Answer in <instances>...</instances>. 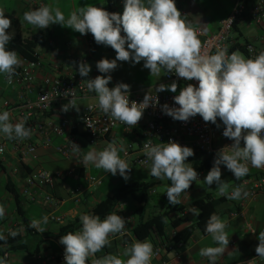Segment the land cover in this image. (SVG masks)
<instances>
[{
	"label": "clouds",
	"instance_id": "1",
	"mask_svg": "<svg viewBox=\"0 0 264 264\" xmlns=\"http://www.w3.org/2000/svg\"><path fill=\"white\" fill-rule=\"evenodd\" d=\"M23 20L37 29L59 24L81 35L91 33L98 45L110 46L116 52L115 59L102 58L97 62L96 67L102 74L114 71L118 67L117 61L133 64L143 61L144 68L149 69L151 75L160 77L164 70L186 81H198V86L189 83L174 96L179 107L164 104L162 110L174 120L183 122L199 115L205 122L217 124L219 118L225 126L223 136L234 142L217 152L214 166L204 178V183L208 186L215 183L218 193L229 200L248 196L243 185L236 186L229 193L230 185L221 179L220 165H225L238 181L249 173V164L254 168H264V51L255 58H245L238 50L229 55L225 46L218 48L215 54H209L203 48L197 30L182 18L175 0H124L122 14L88 4L72 11L67 19L58 7L41 5L26 11ZM11 25L12 20L0 8V74L5 75L9 84L22 63L16 51L6 48L14 36V32L8 31ZM78 71L81 77H88L91 67L81 61ZM111 80V75H98L84 81L87 90L96 93L98 107L106 115L133 128L142 119L144 110L158 101L153 102L146 94L141 103L130 102V85L121 82L109 88ZM177 87L175 81L169 85L161 83L155 91L176 93ZM68 95L71 94L65 96ZM71 97L62 106V111L79 110L74 96ZM0 133L10 140L22 141L31 136L32 130L25 126L24 120L13 124L10 113L3 111L0 113ZM72 150L79 153L81 149L72 143ZM144 150L152 162L149 174L159 180L171 181L166 190L168 201L171 205L180 204L181 194L187 193L192 182L198 179L195 168L186 163L194 155L193 149L170 140L156 145L148 141ZM122 151H125L123 144L118 147L113 140L103 150H89L83 156L82 164H93L113 176L119 173L127 181L131 167L120 157ZM190 212L194 216L200 215L196 208H191ZM4 215L5 208L0 205V218ZM80 221L82 228L79 231L61 236L59 241L64 246L66 264H88L89 257L110 245L109 236L122 234L126 225L125 219L115 213L103 220L98 215L82 214ZM164 222H168L167 217ZM43 223H47V217L43 218ZM40 225L41 221L36 219L30 223V227L39 233L45 232ZM227 227V222L219 215H210L205 231L218 246L200 249V255L206 257L209 264H217L218 257L228 249ZM9 235L15 238L18 232L10 230ZM257 239L259 244L255 251L259 258L264 259V231L259 232ZM5 240L6 237L0 233V241ZM153 254L151 242L137 240L124 250L126 260L108 254L92 259L91 264H151ZM0 264H8L7 259H0Z\"/></svg>",
	"mask_w": 264,
	"mask_h": 264
},
{
	"label": "crops",
	"instance_id": "2",
	"mask_svg": "<svg viewBox=\"0 0 264 264\" xmlns=\"http://www.w3.org/2000/svg\"><path fill=\"white\" fill-rule=\"evenodd\" d=\"M244 1L248 8H251L258 1L264 2V0ZM178 2L179 6L187 14V23H190L192 27L200 28L206 36L214 35L217 32L220 21L231 13L234 5V0H179ZM88 4L106 8L109 2L107 0H0V8L4 10L5 14L12 15L17 23L16 26L11 25V28L8 29L9 32H14L12 40L16 38L23 41L37 39L40 46L37 45L33 50L34 57L40 64L37 70H35L36 85H39L45 76H56L61 70L69 68L76 77L83 81L94 79L98 75H111L112 80L108 85L109 88L122 82L130 85V93L179 94L180 89L185 87L182 84H177L176 93L168 90L156 92L155 89L158 88L159 84L169 85L171 83L165 80L164 70L161 71L160 77L151 75L150 70L144 68L143 61L136 64L130 61H117L118 67L114 71L108 74L100 73L96 67L97 62L102 58L115 59L116 52L110 46L98 45L97 43L94 52L87 62L91 67V71L88 77H81L78 69L72 71L70 68V59L84 55L83 41L80 33L70 28L62 27L59 24H53L47 29H37L23 20V14L26 11L38 8L41 5L58 7L67 19L72 11ZM110 5L114 12L122 14L124 5L120 4L117 0H110ZM232 39L234 44L228 46V49L233 46L236 47L233 51L238 50L244 54L245 58H251L245 49L247 45L254 47L252 58H255L261 51H264V31L257 25H254L248 18L241 21L235 27ZM18 56L22 60L20 67H18L21 68L26 64L27 60L20 55ZM21 95H23L22 84L7 85L5 75L0 74V113L7 111L3 106L5 101H8L10 104L19 103ZM27 99L34 101L36 99V91L28 95ZM97 101L96 93L93 92L90 96L76 102L78 111L72 108L68 112H64L62 111V106L65 103H56L48 112L35 115L36 121L44 123L50 121L57 122L62 117H68L70 122L76 123L75 129L69 135L81 149L78 157L72 155L69 158H64L59 154L56 149L64 144V139L52 134L49 135L51 143L47 147L42 145L43 137L31 134L27 138L26 143L36 146L35 153L22 160L11 151L9 145H6L5 154L0 157V205H3L5 208V215L3 218H0V233L9 235L10 230L17 231L19 237L23 240L22 242L27 246L28 251L5 253L0 259L6 258L8 264H35L36 262H40L41 264H66L65 261H60L59 259V255L64 252V246L59 243L60 228L75 223L83 212L112 195L117 185L116 180H112L111 185L114 188L111 191L88 185L85 180L87 176L100 177L103 180L109 177L111 173H106L103 169H97L93 164L83 165V156L92 149L97 151L103 150L107 143L113 140L117 142L118 147L123 144L125 149L127 145H131L133 150H139V136L123 135L120 128H116L106 138V141H100L94 147H90L87 144L79 118L86 106ZM11 119L15 123L23 120L15 112L10 114ZM25 126H27L26 122ZM215 135L216 138L213 146L220 148L225 143V140L218 132H215ZM3 142L4 134L0 133V143ZM123 152L119 153L120 157L123 156ZM248 167L249 173L242 179L264 178V168H254L250 164ZM37 169H43L50 173H66L69 170H73V174L69 177L55 180L51 188L32 189L34 197L32 199L22 194L24 188L23 179L28 173ZM227 172L231 175L230 180L227 181L225 178L222 180L229 182L230 191L241 180H236L231 171L227 170ZM201 174L202 176L199 180L203 178L204 172H201ZM157 181L158 184L163 183L167 190L168 182L166 179L164 182H161L159 179ZM8 184H13L23 196L19 212L16 210L14 200L6 188ZM77 187H82L78 201L72 195V191ZM165 192L162 194L155 193L154 190L151 192L148 199V214L157 213L161 209L162 198L165 201ZM45 195L51 196L49 203L43 201ZM207 195H211L214 199H223L216 210L221 219L227 222L228 227L226 228V232L230 238L228 249L225 250L222 256L218 257L217 264H246L247 262L251 264H264V259L259 258L255 251V248L259 244L257 239L259 232L264 231V191L252 199H245L244 202L243 198L240 200H229L225 196H221L216 189L196 193L190 186L187 193L181 194L180 205L188 208L189 203L196 199L204 198ZM123 205V216L130 220L128 235L123 238L110 239V245L105 246L100 252L95 254L99 258L112 254L126 260L127 257L123 256L124 250L137 241L131 233V229L137 220V216L134 214L137 204L133 201H126ZM44 217H47L46 224L43 223ZM192 217L193 215L188 214L190 222L193 221ZM23 219L26 220L29 227L33 219L40 220V226L44 228L45 232L39 233L31 227L30 232H26L22 223ZM147 240L152 243L153 249L157 245L166 242L161 241L162 239L156 235H152ZM209 246H218L212 240L210 234L203 236L198 232H194L190 240L184 243L182 257L179 261L175 260L172 254L166 255V257L169 258L170 264H209L208 259L200 255V249ZM92 258L89 257L88 264Z\"/></svg>",
	"mask_w": 264,
	"mask_h": 264
},
{
	"label": "built area",
	"instance_id": "3",
	"mask_svg": "<svg viewBox=\"0 0 264 264\" xmlns=\"http://www.w3.org/2000/svg\"><path fill=\"white\" fill-rule=\"evenodd\" d=\"M117 1L124 5V0ZM178 1L179 0H175L176 6L178 10H180L182 18L187 22V14L179 6ZM246 18L264 31V2L258 1L251 8H248L244 0H234L231 13L225 19L220 21L218 30L214 35L206 36L200 28H193L197 30L198 38L201 40L203 48L206 49L209 54H215L218 48H223L225 46L228 48V46L234 44L232 33L235 27ZM81 38L83 41L84 55L70 59V68L72 71H76L78 69L81 61L87 63L95 50L96 42L91 33L81 35ZM245 49L248 55L252 58L254 55V47L252 45H247ZM39 65L40 64L37 59L27 61L23 67L16 69V74L13 76L11 84L7 82L5 77L7 85H14L16 83L22 84L23 95H21L19 103L10 104L8 101H5L3 106L10 114L13 112L17 113L18 116L26 122V127L31 128L32 134L43 137L42 145L44 147L50 145L51 141L49 135L52 134L56 137H62L64 139V144L56 149L59 154H61L64 158H69L72 155L78 157L79 153L73 152L72 150V143L76 144V141L69 135L70 132L75 129L76 123L74 124L70 122L68 117H62L57 122L50 121L48 123H44L36 121L35 115L48 112L56 103L67 104L72 98L71 95L74 96L75 101L77 102L80 99L90 96L93 92L88 91L86 82L76 77V75L73 74L69 68L61 70L56 76H45L41 83L36 85L35 70H37ZM164 78L170 83L175 81L177 84H182L184 86H187L189 83L198 86V81H186L183 78L178 77L175 73L165 72ZM34 91H36V99L34 101L28 100L27 96L32 94ZM67 94L71 95L65 96ZM146 94L151 96L153 102L157 99L158 103L147 107L143 112L142 119L133 128L113 119L110 115H106L98 107V101L86 106L80 114L79 122L83 127L87 144L90 147H94L100 141H106V138L111 135L116 128H120L123 135H137L140 139L139 150H133L131 145H127L121 158L124 159L129 166L138 165L145 168L151 164V160L147 158L144 150V144L148 141H151L152 145H156L159 143H167L172 140L179 143L181 146L192 148L194 152H203L206 154L217 153L223 147L233 143L232 141L224 139L225 143L223 146L215 148L213 145L216 135L211 122H205L199 115L190 118L187 122L177 121L166 115L162 110V106L164 104H168L169 107H179L175 104L173 99L174 96L178 94L129 93V100L130 102L135 101L137 103H141ZM10 121L15 124L12 119ZM217 124L225 128L219 118H217ZM26 140L27 139L22 141L16 139L10 140L4 136V142L0 143V148L3 149V151L0 152V157L5 154L6 145L10 146L11 151L15 153L20 160L33 155L35 153L36 146L27 144ZM197 173V180H199L202 174L201 172ZM72 174L73 170H69L66 173H50L43 169H37L28 173L24 177V188L22 190V194L33 199L32 189H39L42 187L51 188L55 180L69 177ZM85 180L88 185L94 187H100L102 185V179L100 177L87 176ZM239 185H243V190L248 193L247 197H242L245 202V199H252L257 194L264 191V178L242 179L240 182L236 183L233 188ZM170 186L171 181L168 182L167 188ZM81 191L82 187H77L72 191V195L75 197L76 201H78ZM164 198L166 202H169L166 192L164 194ZM43 201L49 203L51 201V196L45 195L43 197ZM123 208L124 205L120 204L116 210V214L125 219V229L122 234L110 235L109 240L123 238L128 235L130 220L123 216ZM188 214L189 212L187 210L183 211L180 216L188 217ZM174 235L175 234L172 233L168 241L157 245L153 249L154 254L151 264H170L169 258L166 257L168 254H172L174 259L177 261L181 259L184 242L173 241ZM97 258L99 257L95 255L92 259ZM59 259L60 261H65L64 252L59 255ZM35 264L41 263L36 262ZM89 264H91V261ZM246 264L251 263L247 262Z\"/></svg>",
	"mask_w": 264,
	"mask_h": 264
},
{
	"label": "trees",
	"instance_id": "4",
	"mask_svg": "<svg viewBox=\"0 0 264 264\" xmlns=\"http://www.w3.org/2000/svg\"><path fill=\"white\" fill-rule=\"evenodd\" d=\"M109 5L105 10L114 12L111 9L110 0H107ZM6 17L12 20V25L16 26L17 23L10 14H5ZM38 45L37 39L35 40H20L16 38L6 45L8 50H14L27 61L35 60L33 50ZM236 47H230L228 53L235 50ZM212 128L215 132H218L223 139L232 141L229 138L223 136L224 128L216 124L211 123ZM234 142V141H232ZM241 146H244L241 141ZM217 153L206 154L203 152H194V155L189 157L186 163H190L197 172H206L213 165ZM149 182H128L120 183L115 186V192L103 199L102 201L95 204L91 209L83 212L82 214H91L100 216L103 220L109 214H116V210L120 204L126 201H133L137 204V208L134 209V214L137 216V220L131 229L133 237L138 241H145L152 235H156L161 238V241H168L170 235L174 233L173 241H182L186 243L193 236L194 232L206 236L205 228L207 221L211 214L218 212L217 206L223 201V199H214L211 195H207L204 198L196 199L188 204V208L184 205H171L162 198L161 209L157 213L148 214V199L155 186L158 184L157 178L152 176ZM167 180V179H166ZM169 182V180H167ZM10 195L12 196L16 210L19 212L20 204L23 201V196L20 194L18 189L12 184L6 186ZM191 208L200 210L199 216H194L190 212ZM188 209L189 215H193V221L190 222L188 217H181L180 214ZM81 214V215H82ZM80 215V216H81ZM168 218V222H164V218ZM189 222V224H188ZM26 232H30V227L26 223V220H22ZM82 228L80 218L70 225H66L60 228L59 238L66 235L69 232L75 233L77 230ZM5 241H0V257L5 253L15 252H28L27 246L22 242L23 240L17 235L15 238L10 235H4ZM35 254V253H33Z\"/></svg>",
	"mask_w": 264,
	"mask_h": 264
},
{
	"label": "rangeland",
	"instance_id": "5",
	"mask_svg": "<svg viewBox=\"0 0 264 264\" xmlns=\"http://www.w3.org/2000/svg\"><path fill=\"white\" fill-rule=\"evenodd\" d=\"M130 167H131V170L128 172L129 179L127 181L118 174H116L115 176H113L111 174L109 177L102 180L103 181L102 186H100L101 189L111 191L114 188L111 185L112 180H116L117 184L128 183V182H149L151 180V177L149 174L151 166L144 168V167H141L138 165H131ZM220 168H221V174H222L221 179L225 178V180L229 181L231 175H229L225 166L222 164V165H220ZM209 171L204 172L203 178L201 180L192 182L191 187L193 188L194 191H196V193L206 192L207 190H211V189H213V190L217 189V185L215 183H213L210 186H208L204 183V178L206 177V175ZM164 181L165 180H161V182H164ZM165 190H166V188H165L163 183L157 184L154 188L155 193H158V194L164 193Z\"/></svg>",
	"mask_w": 264,
	"mask_h": 264
}]
</instances>
